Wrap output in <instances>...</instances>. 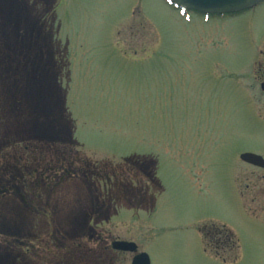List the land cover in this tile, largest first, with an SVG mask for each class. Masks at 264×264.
Here are the masks:
<instances>
[{"label":"rangeland","instance_id":"1","mask_svg":"<svg viewBox=\"0 0 264 264\" xmlns=\"http://www.w3.org/2000/svg\"><path fill=\"white\" fill-rule=\"evenodd\" d=\"M188 14L0 0V264L115 239L151 264H264V168L240 160L264 158V1Z\"/></svg>","mask_w":264,"mask_h":264},{"label":"water","instance_id":"2","mask_svg":"<svg viewBox=\"0 0 264 264\" xmlns=\"http://www.w3.org/2000/svg\"><path fill=\"white\" fill-rule=\"evenodd\" d=\"M171 4L189 11H195L202 14L224 15L239 13L251 9L264 0H167ZM243 162L264 168V159L260 155L243 153L240 155ZM112 247L119 251L135 252L137 245L129 241H114ZM131 264H150L149 256L142 252L134 255Z\"/></svg>","mask_w":264,"mask_h":264},{"label":"flooded vegetation","instance_id":"3","mask_svg":"<svg viewBox=\"0 0 264 264\" xmlns=\"http://www.w3.org/2000/svg\"><path fill=\"white\" fill-rule=\"evenodd\" d=\"M260 88L264 90V77L260 81ZM144 175L145 171H141ZM151 181V179H150ZM148 190V189H147ZM119 239L112 240L110 243L106 241H97L93 242V247L89 249L86 253L90 254L89 259L84 260V258L79 256V250L74 247H68L66 245L60 244V242L56 241L55 244H51L48 242L46 245V249L44 251V255L41 257L43 259L42 264H125L127 258H125V254H131L130 263L134 255L138 254L140 251L138 250V246L135 252H124L116 250L112 247V243ZM120 241V240H119ZM122 241V240H121ZM108 253L106 256H101L102 253ZM48 258H56L57 262H49Z\"/></svg>","mask_w":264,"mask_h":264},{"label":"trees","instance_id":"4","mask_svg":"<svg viewBox=\"0 0 264 264\" xmlns=\"http://www.w3.org/2000/svg\"><path fill=\"white\" fill-rule=\"evenodd\" d=\"M64 167V166H63ZM69 167V166H68ZM65 168V172H68L71 168L69 167V168ZM109 181H111V178L109 179ZM151 183H152V185H153V181L151 180ZM159 185V184H158ZM160 186V185H159ZM149 188V187H148ZM227 242V241H226ZM228 243H229V240H228ZM217 248H216V254L219 256V254H221L220 252L222 251H224V252H227L228 250H227V248H229V247H226V246H216ZM229 250H232L233 251V255H232V257H233V259H235L236 257H237V252H238V247H237V245H236V241L235 240H233V247H232V249H229Z\"/></svg>","mask_w":264,"mask_h":264}]
</instances>
